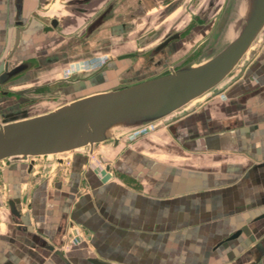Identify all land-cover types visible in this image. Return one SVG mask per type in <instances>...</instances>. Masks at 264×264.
<instances>
[{"label": "crops", "instance_id": "0c3cea01", "mask_svg": "<svg viewBox=\"0 0 264 264\" xmlns=\"http://www.w3.org/2000/svg\"><path fill=\"white\" fill-rule=\"evenodd\" d=\"M163 2L23 0L16 25L14 0H0V72L21 27L11 59L32 65L12 89L39 86L70 100L149 77L161 62H149L143 52L155 45L153 34L177 24L163 27L160 13L173 1ZM112 3L111 18L91 28ZM52 19L53 29L43 30ZM263 32L221 82L227 81L223 89L202 104L174 111L132 140L129 132L116 145L104 141L91 152H74L59 170L58 186L49 175L31 191L29 223L51 233L61 226L62 251L74 264L87 256L114 264H231L233 258L264 264V247L257 245L264 218L254 220L264 212V90L239 101L264 86ZM66 75L72 85L60 84ZM239 229L208 252L207 244ZM16 242L21 252L8 249L21 264H56L30 255L22 237Z\"/></svg>", "mask_w": 264, "mask_h": 264}, {"label": "water", "instance_id": "95a60500", "mask_svg": "<svg viewBox=\"0 0 264 264\" xmlns=\"http://www.w3.org/2000/svg\"><path fill=\"white\" fill-rule=\"evenodd\" d=\"M22 2L23 0H14L16 25L22 24ZM234 4L235 0L227 1L213 31L210 46H213L223 33L234 10ZM55 24L56 20L52 19L50 25L45 26L43 30H52ZM263 29L264 0H242L241 13L233 36L222 48L205 60L176 69L169 68L167 72L117 88L73 98L52 110L34 116L1 123L0 160L4 159L5 163L9 164L20 158L26 159L28 156L56 154L86 147L91 152L93 144L110 139L116 145L124 134L143 127L146 129L149 124L165 118L217 87L234 70L243 56L249 53L251 45ZM20 32L21 27L16 28L13 44L6 54L4 67L0 72V87H5L32 65L27 60L16 62L11 59L19 44ZM178 37L179 33L165 37L147 55V60L152 62L155 52ZM38 88L39 86H32L18 89L15 93L25 94ZM262 90L264 86L242 95L239 101L244 102ZM195 105L194 102L187 107L191 109ZM57 161L63 163L61 158ZM33 163L32 158L28 169ZM8 204L12 220L19 228L22 219L20 212L12 199L8 200ZM261 218H264V212L257 215L254 220ZM240 231L239 229L225 237L216 246L236 238ZM29 235L32 237L29 245L40 243L36 239L39 238L36 233ZM49 249L53 250V245ZM54 252L62 260L67 261L59 249H54ZM91 260L95 264H114L99 258Z\"/></svg>", "mask_w": 264, "mask_h": 264}, {"label": "rangeland", "instance_id": "374dc122", "mask_svg": "<svg viewBox=\"0 0 264 264\" xmlns=\"http://www.w3.org/2000/svg\"><path fill=\"white\" fill-rule=\"evenodd\" d=\"M166 1L167 0H164L163 3L165 4ZM227 1L228 0H180L170 9H167V7L163 8V12L160 13V17L164 22L163 27L175 20L177 21V24H175V27H171L172 29H165L168 31H165L166 33L163 35L153 34L152 37H155L156 39L155 44L160 42L163 37L170 32L181 31L182 34L180 39L172 41L164 49V52H160V54L163 55L167 50V52L164 54L166 59L164 60L162 58L161 63H159L160 65L158 64L155 69L149 71V76L167 72L169 71V68L176 69L184 65L197 64L212 56L220 48H222L233 36V31H235L236 23L238 21L239 14L241 13L242 0H235L234 10L228 20L227 26L218 38L217 42L213 46H210V40L213 31L219 21ZM150 37L151 35H148V38ZM263 37L264 32L261 33V38ZM151 51L152 50L150 49L148 51H144L143 53L147 57ZM153 55L155 58L159 57L158 55H155V53ZM14 81L15 80L7 83L5 87L11 89L14 88ZM226 82L227 81H224L221 83V85L219 84L211 91L199 97L197 101H194L195 104H202L208 96H211L212 94L223 89ZM72 98L75 97H70V100ZM65 101L68 100L60 99L59 97H51L46 99H37L34 103H32L26 98L17 96L15 93L11 94V97L6 96L5 94L2 96L0 94V124L52 110ZM185 111L186 107L181 109V112ZM147 128H149V126ZM139 131L140 129L133 131L130 136H127L128 140H132V138L136 136L135 134ZM121 141H124L123 137ZM111 142V139L106 141L107 144H111ZM84 150L77 149L51 155L28 156L26 159L20 158L18 160L11 161L9 164H6L4 159L0 160V264H21L17 257L14 256V253L10 252L8 248L11 247L13 252L15 251L16 253L21 252L22 244H19L16 241L22 237L26 244V242L29 243L26 240H29L30 238V235H21L19 232L15 231V223L9 214L7 199L11 197L14 198L17 201L18 207L25 210L24 212L26 217H23V219L25 218L24 222L28 224L30 231L34 233V221L32 224H30L27 220V217L29 216L28 205L31 203L29 199L31 191H33L35 186H43L45 179L49 175H53L52 184H56L58 186L60 178L59 170L62 169V167L66 168V166H69L70 157L72 154H74V152H82ZM32 158L36 164L32 167L31 171L36 172L35 175H32V173L28 174L27 172L28 164ZM58 158L63 159L62 164L57 161ZM16 170L18 172H16ZM18 175L21 177L20 179L17 177V179L15 178V176ZM260 240L261 242L257 245L264 247V238L261 237ZM52 243L53 245H58V243L54 240ZM216 244L217 242H211L207 244V250L209 253L214 254L213 247ZM231 244L234 243H226L222 246L227 245L230 247ZM30 247V255L38 254L40 256V260L49 262L50 260L51 262L54 261V255L52 252L43 251L40 253V251H38L42 249L40 243H36L34 246L30 245ZM32 248L37 249L32 250ZM132 258L137 260V263H140L138 258L134 256H132ZM80 259L85 260V258ZM233 259L234 260L231 262V264H235L236 259ZM238 261H245V264H251L252 262L250 258H239ZM116 263L122 264L121 262ZM142 263L144 264L145 261L142 260Z\"/></svg>", "mask_w": 264, "mask_h": 264}, {"label": "flooded vegetation", "instance_id": "af4514ba", "mask_svg": "<svg viewBox=\"0 0 264 264\" xmlns=\"http://www.w3.org/2000/svg\"><path fill=\"white\" fill-rule=\"evenodd\" d=\"M173 2H172V4L171 5H169V9L170 8H172L175 4H177L180 0H172ZM109 6H111L109 9L107 8V10L105 11V12H103L100 16H98L95 20H94V22L91 24V28H93V29H95V28H97L99 25H101V24H103L106 20H109L110 18H111V9L113 8V6H114V3H112V4H110ZM108 6V7H109ZM96 22H98L97 24H96ZM93 24H95L94 26H92ZM173 33H179V37L177 38V39H175V40H172V41H176V40H178V39H180L181 38V34H182V32L181 31H173V32H170V33H168L166 36H164L163 37V39L165 38V37H167V36H169V35H171V34H173ZM162 39V40H163ZM161 40V41H162ZM160 41V42H161ZM172 41H170L169 43H167L164 47H162L159 51H157V52H155V55H158L159 57L158 58H155L154 57V55H153V57H154V60L152 61V62H156V61H160L161 62V59H160V52L161 51H163ZM160 42H158V43H160ZM157 43V44H158ZM157 44H155L153 47H151L150 49L151 50H153V48L157 45ZM149 49V50H150ZM134 55H136V53H134ZM160 59V60H159ZM150 62V61H149ZM105 63V61L103 62V64ZM63 79L64 80H62V82H60V84H63L64 86H67V85H72L75 81L74 80H70V75H66V76H63ZM13 80H16V78L15 79H13ZM13 80H11V81H13ZM10 81V82H11ZM5 89H7V91H5ZM16 90H18V89H9V88H5V87H0V94L2 95V96H4V94L6 95V96H10L11 97V94H13V93H15V91ZM35 90V89H34ZM31 91V92H28V93H25V94H18V93H15L17 96H21L22 98H26L27 100H29V102H32V103H34L37 99H42V98H44V99H46V98H51V97H59L60 99H65V97H66V93H55V92H53V91H46V92H44V91H40L39 89H37V90H35V91ZM5 91V92H4ZM36 163L34 162L33 163V165L31 166V168L30 169H28L27 168V172H28V174H30V173H32V175H35V173L36 172H32L31 171V169H32V167L35 165ZM16 172H18L17 170H16ZM18 178V179H20L21 177L18 175V176H15V178ZM39 177H41V176H39ZM16 178V179H17ZM47 180V178L45 179V181ZM32 181H34V180H32ZM9 199H12L14 202H15V205H16V207H17V209L19 210V212H20V217L22 218L21 219V224H20V226H19V228L17 227V225L18 224H16L15 223V231L16 232H19L21 235L23 234V235H25V234H27V235H29V234H31L32 232L30 231V229H29V226H28V224H26L24 221H25V218L23 219V217H25L26 215H25V210L23 209V208H19L18 207V205H17V201L14 199V198H8L7 199V206H8V211H9V214L11 215V212H10V210H9V204H8V200ZM30 206V204L28 205V207ZM29 209V208H28ZM12 216V215H11ZM33 230H34V233H36L38 236H39V238H36L37 239V241L38 242H40V244H41V250H39L40 251V253L41 252H43V251H49V252H52L53 253V255H54V262L56 263V264H74V262H72L71 260H69V259H67L66 258V256L64 255V252L62 251V244H63V241H64V235L63 234H61V231H62V227L61 226H57V228H56V230L54 231V232H50L49 231V228H47L46 226H44V225H42V226H40V227H34L33 228ZM26 238V237H25ZM32 237H30L29 238V240H26V241H28V242H32V239H31ZM27 239V238H26ZM55 241V242H57L58 243V245L56 246V245H53V243H52V241ZM218 243V242H217ZM222 243H220L219 245H215L213 248L215 249V247H218V246H220ZM53 245V247H54V249H59L60 251H61V253L63 254V256L65 257V259L67 260L66 262L64 261V260H62L61 259V257L57 254V253H55L54 252V249L53 250H50L49 249V247L50 246H52ZM92 258H98V257H93V256H87L86 258H85V260H82V259H79L78 258V260H77V264H95L91 259ZM100 259V258H99ZM103 260V259H102ZM105 261V260H104ZM108 262V261H107Z\"/></svg>", "mask_w": 264, "mask_h": 264}, {"label": "bare ground", "instance_id": "6f19581e", "mask_svg": "<svg viewBox=\"0 0 264 264\" xmlns=\"http://www.w3.org/2000/svg\"><path fill=\"white\" fill-rule=\"evenodd\" d=\"M195 100H196V99H195ZM195 100H194V101H195ZM194 101L189 102L187 105L193 103ZM187 105H186V106H187ZM183 107H185V106H183ZM181 108H182V107H181ZM179 109H180V108H179ZM102 142H104V141H102ZM97 144H98V143H97ZM94 145H95V144L92 145V148L94 147ZM48 155H51V154H48Z\"/></svg>", "mask_w": 264, "mask_h": 264}]
</instances>
